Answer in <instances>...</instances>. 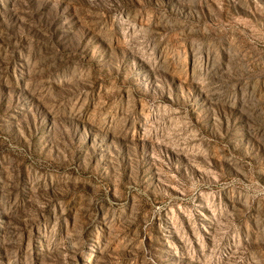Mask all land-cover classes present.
Segmentation results:
<instances>
[{
    "label": "rangeland",
    "instance_id": "obj_1",
    "mask_svg": "<svg viewBox=\"0 0 264 264\" xmlns=\"http://www.w3.org/2000/svg\"><path fill=\"white\" fill-rule=\"evenodd\" d=\"M0 264H264V0H0Z\"/></svg>",
    "mask_w": 264,
    "mask_h": 264
}]
</instances>
